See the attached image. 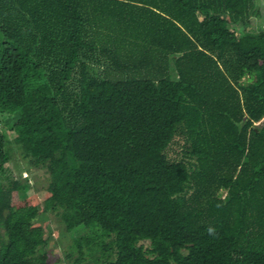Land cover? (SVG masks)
I'll use <instances>...</instances> for the list:
<instances>
[{
	"label": "trees",
	"instance_id": "16d2710c",
	"mask_svg": "<svg viewBox=\"0 0 264 264\" xmlns=\"http://www.w3.org/2000/svg\"><path fill=\"white\" fill-rule=\"evenodd\" d=\"M0 113L56 200L0 183V264H51L48 211L72 264H264L259 0H0Z\"/></svg>",
	"mask_w": 264,
	"mask_h": 264
},
{
	"label": "rangeland",
	"instance_id": "374dc122",
	"mask_svg": "<svg viewBox=\"0 0 264 264\" xmlns=\"http://www.w3.org/2000/svg\"><path fill=\"white\" fill-rule=\"evenodd\" d=\"M260 6H264V0H259ZM249 32L255 33L256 29L251 28ZM241 31H244L242 28ZM241 31H237L238 34ZM14 117L0 113V133L7 136V150L10 155V160L6 164L7 170L0 175V183H7V176L11 175L16 180L25 182L26 179L30 182V187L15 191L12 196V205L18 210H25L29 207L36 206L39 210H44L47 207H52L56 204L55 198L46 190L49 175L43 170H36L33 174L28 170L30 166L22 147L17 143L16 137L18 132L14 128ZM47 224L52 228V234L47 246L46 254L43 258L51 264H72L73 258L70 256L68 245L74 239L76 234L86 231L90 220L84 223L79 229L73 232H63L62 224L60 223L59 211H48ZM44 221H38L35 224L36 228L41 229Z\"/></svg>",
	"mask_w": 264,
	"mask_h": 264
}]
</instances>
